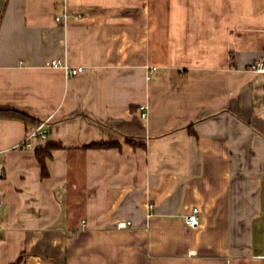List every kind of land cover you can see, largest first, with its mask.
<instances>
[{
	"label": "crops",
	"instance_id": "1",
	"mask_svg": "<svg viewBox=\"0 0 264 264\" xmlns=\"http://www.w3.org/2000/svg\"><path fill=\"white\" fill-rule=\"evenodd\" d=\"M263 53L264 0H0V264H264Z\"/></svg>",
	"mask_w": 264,
	"mask_h": 264
},
{
	"label": "built area",
	"instance_id": "2",
	"mask_svg": "<svg viewBox=\"0 0 264 264\" xmlns=\"http://www.w3.org/2000/svg\"><path fill=\"white\" fill-rule=\"evenodd\" d=\"M63 2H65V0H62ZM69 18V15L67 14L66 10H65V6H64V11L63 14L61 16H57L55 18L56 21H60L63 20V22H66L67 19ZM46 67L52 68V69H59L63 72L65 78H69V77H74L77 76L79 74H81L82 72H84V68L83 67H72L69 66L65 60H60V59H53L49 62L46 63ZM147 70V75H146V79L148 80L150 78V74L156 70V67L154 66H150V67H146ZM248 71L250 72H254V73H258V74H262L264 73V53L262 54V56L253 64H251L248 68ZM142 109H144L145 111L147 110L146 107H143ZM141 117L144 119L146 118V113H142ZM46 124L47 121H43L41 122L38 126H36L35 128H33L31 131H29L24 139L15 147L16 150H33L34 146H33V141L40 139V140H46L47 138V133H46ZM6 179V172L5 169L2 165V163H0V242L2 239V233L4 232V226L3 223L1 221V209L3 206V202H2V187H3V183ZM148 208H152V205L149 204ZM199 209L196 207H193L184 217V223L186 225V227L188 229H197L200 225L199 222ZM130 225V222H126V223H118L117 224V228H125L126 226ZM85 228V222L82 221L81 222V229Z\"/></svg>",
	"mask_w": 264,
	"mask_h": 264
},
{
	"label": "trees",
	"instance_id": "3",
	"mask_svg": "<svg viewBox=\"0 0 264 264\" xmlns=\"http://www.w3.org/2000/svg\"><path fill=\"white\" fill-rule=\"evenodd\" d=\"M0 118L3 119H14V120H19L22 121L24 123H29L32 124L34 126H38L40 123H38V121L32 119L29 115L15 110V109H2L0 108ZM132 145H134L133 143H130ZM115 144H91L88 145L86 148H92V149H108L111 147H114ZM58 146L56 145H52V144H48L46 145V147H44L43 149H35V157L38 161V163L40 164L41 168H42V175H46V167H45V160L47 158H50V151L53 150L54 148H57ZM14 264V263H13Z\"/></svg>",
	"mask_w": 264,
	"mask_h": 264
}]
</instances>
